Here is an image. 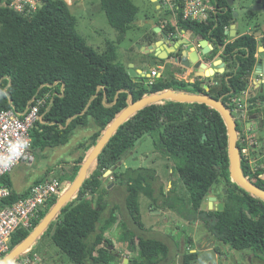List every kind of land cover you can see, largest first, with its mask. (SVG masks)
I'll use <instances>...</instances> for the list:
<instances>
[{"label":"trees","instance_id":"trees-1","mask_svg":"<svg viewBox=\"0 0 264 264\" xmlns=\"http://www.w3.org/2000/svg\"><path fill=\"white\" fill-rule=\"evenodd\" d=\"M36 1L41 7L30 17L7 7L0 9V111L12 109L22 118L36 98L50 93L40 109L41 119L32 130V150L66 144L77 127L91 123L97 129L75 163L69 185L106 128L130 103L166 90L209 94L226 103L249 86L257 42L247 36L226 42V32L234 22L230 13H222L207 25L181 22L185 31L223 48L221 58L233 66L207 94L199 80L187 83L162 77L152 85L135 81L128 68L118 61L116 47L112 45L106 53L98 54L86 44L77 32L76 17L64 0ZM99 3L110 27L122 34L137 20L139 9L131 0H99ZM156 131L159 143L155 148L176 162L190 194L187 205L174 191L166 198L160 192L166 209L187 222H201L214 241L234 251H250L253 264H264V202L231 182L223 118L198 103H155L124 122L97 157L80 190L62 207L41 238L49 237L70 264H113L117 253L105 234L116 223L118 207L109 208L104 200L103 176L111 171L110 177L125 187L127 213L132 223L141 228L139 189L144 186L147 191L152 187L155 171L128 168L119 172L117 166L138 141ZM243 175L247 177L244 172ZM43 180L39 178L33 186ZM220 181L227 184L224 209L202 211L204 201ZM3 182L9 195L0 200V210L30 195L32 187L16 193L9 176ZM252 183L264 190V182ZM57 199L53 197L46 203L30 229L15 232L10 251L35 229ZM108 208L109 215L103 218ZM127 235L130 251L137 249L138 255L130 264H158L167 257L168 246L164 242L133 232ZM197 256V253L184 254L182 264H191Z\"/></svg>","mask_w":264,"mask_h":264},{"label":"rangeland","instance_id":"rangeland-1","mask_svg":"<svg viewBox=\"0 0 264 264\" xmlns=\"http://www.w3.org/2000/svg\"><path fill=\"white\" fill-rule=\"evenodd\" d=\"M64 1L78 19V33L98 54L106 53L113 45L118 50V61L126 68L134 61L138 66L147 59L143 53V48L146 46L144 38L151 34L157 24L162 23L160 20L162 12L157 0H131L139 11L136 22L125 34L110 27L104 12L100 9L99 0ZM252 1L243 2L249 5ZM247 18L244 15L234 21L240 33L252 27L257 19L262 24L261 32L264 33V14H259L257 18L251 20ZM185 36L192 37L190 34ZM258 45L262 47L264 43L259 42ZM136 53L143 55H136ZM232 68V64L229 65L228 71L230 72ZM96 131L97 129L90 123L86 127H77L73 134L71 132L68 142L64 145L31 150L32 162L19 164L10 174L16 191L22 192L31 188L39 178H56L69 185L73 163L83 155V149L91 143V137ZM244 139L247 140V145L251 144V139L245 132ZM157 143H159L158 131L138 141L124 154L122 164L117 166L119 172H124L128 168H148L155 171L156 181L152 187L147 191L144 186L139 189L137 202L141 228L132 223L127 213L125 187L118 185L110 175L103 177L104 200L109 204V208L114 205L118 207L115 213L116 223L105 234V238L106 236L109 238L117 253V259L113 264H130L137 259V249L130 251L128 232H133L136 236L160 240L168 246L167 257L158 264H182V257L184 254H189L191 250L198 253V260L192 264H250L252 252L234 251L214 241L201 222H187L166 209L160 192L166 198L170 191H174L187 205H190V194L178 173L176 162L159 152L155 148ZM226 187L227 184L220 181L213 187L209 196L216 197V203H223ZM88 199L92 197L89 196ZM206 202L207 199L204 203ZM109 208L104 212L103 218L109 215ZM30 252L32 250L26 254H32ZM35 253L39 257V264H70L48 237L37 242ZM216 253L219 254L218 258Z\"/></svg>","mask_w":264,"mask_h":264},{"label":"built area","instance_id":"built-area-1","mask_svg":"<svg viewBox=\"0 0 264 264\" xmlns=\"http://www.w3.org/2000/svg\"><path fill=\"white\" fill-rule=\"evenodd\" d=\"M161 12L172 24L188 22L206 25L213 21V0H157ZM9 8L13 12L30 17L38 10L39 2L36 0H3L0 9ZM156 70H150L145 76L146 83L152 85L157 77ZM50 93L38 97L29 105L25 115L20 118L12 109L0 111V200L9 195V190L3 178L21 163L29 164L33 160L32 130L36 129L40 121V109L46 104ZM230 108L235 111L232 115L241 122L245 116L240 113L243 102L240 98L228 101ZM68 185L60 179H45L32 186L30 195L0 210V261L9 253L13 235L19 229H30L39 218L40 211L53 197H59ZM37 254H23L11 264H39Z\"/></svg>","mask_w":264,"mask_h":264},{"label":"flooded vegetation","instance_id":"flooded-vegetation-1","mask_svg":"<svg viewBox=\"0 0 264 264\" xmlns=\"http://www.w3.org/2000/svg\"><path fill=\"white\" fill-rule=\"evenodd\" d=\"M223 1L224 2L222 4V0H213V7H214L213 21H215L216 18L220 16L222 13L223 14L230 13V15L232 16L233 12L237 8L252 9L256 4H258L257 6L260 7V10L257 12L250 11L244 14L245 16L248 17L247 19L251 20L253 18H257L259 14H264V12H262V10L264 9L263 0H253L252 3L249 5L243 2V1L246 2V0H223ZM160 20H162V23L157 24L155 26V29L151 32V34L147 35L144 38V42L146 43V46L144 48L147 49L149 46L155 45L158 41H163L164 43H167L168 48H173L176 45H178V48L176 49V52L171 53L169 55L168 59L163 61L161 64L156 65L155 67L150 66V63L154 61V53H152L153 56L147 58L148 60L144 59V61L140 63L141 65L139 66L144 68V71H146V73H147V68L152 67L153 69H155L157 72L156 73L157 77L155 79V82L162 77H167L169 81L177 80L187 83H195L197 80H199L200 82L203 83L202 86L204 89L205 87L208 88V90L205 89L208 94L211 88H215V86L219 85V79L224 74L229 72L228 71L229 64L227 62L224 67L223 73H218V70H220V68H218V64L215 63V61L217 60L224 61L221 58V53L223 48L218 49L214 44L208 42L209 45L212 47V49L210 50V53L208 55L201 56V49L199 48V42L203 40L202 37L194 35L190 31H185L181 26V22L178 24H172V20L167 18L163 13H162V18ZM233 20L235 21L236 19ZM213 21H209V23ZM184 23H188V22H184ZM157 29H160L159 32L156 31ZM229 29L226 32V35L228 37L230 36ZM261 31H262V24L257 19V21L252 25V27H249L243 34L237 36L236 38L247 36L255 40L257 44L258 42L264 43V33ZM185 34H190L192 37L187 38ZM164 36H166L165 40H164ZM232 38L236 39L235 36H233ZM186 41H188L189 45L186 44ZM184 50H186L187 54L196 51L199 58L198 60L202 64L206 65L205 70L206 71H208L209 69L214 70L215 71L214 75L211 76L208 75L209 74L208 73L207 74L208 77H204V78L196 77V73L198 72V70L194 67L187 68L183 63L186 60H188L187 57L182 58L181 61L179 60ZM188 50L191 51L188 52ZM137 55H143V54L138 53ZM146 55L147 54L144 53V56ZM256 55H258L259 58L261 55H264V51H262V53H259L257 48L255 53V58ZM214 57L218 59L213 60ZM175 58L178 59L176 63L174 62ZM188 69L192 70V73L187 76L186 74ZM253 71L250 74L251 83H249L248 88L245 91L236 94L234 97L230 98L229 100L233 98H240L241 101L243 102V107L241 108L240 113L245 116L244 122H241L240 120L237 121L235 120V118H233L237 126L236 127L238 132L237 145L239 147V152H240L241 169L243 168L242 172L246 174L247 176L246 178L250 182L255 180L258 182H264V106H262L264 102V94H263L264 78L258 77L257 75L254 74ZM169 76L171 77L169 78ZM145 78L147 77L145 76ZM228 101L224 104L226 105L230 113L232 115H235V111L230 107H228ZM244 132L247 135V137L251 139L250 145H247V140L244 139ZM250 264H253V262L250 261Z\"/></svg>","mask_w":264,"mask_h":264},{"label":"water","instance_id":"water-1","mask_svg":"<svg viewBox=\"0 0 264 264\" xmlns=\"http://www.w3.org/2000/svg\"><path fill=\"white\" fill-rule=\"evenodd\" d=\"M256 4L252 9L249 8H237L233 14L232 18L237 19L239 17L244 16V14L253 11L257 12L260 10V7ZM41 7V5H40ZM264 12V9L262 10ZM160 29L156 31L159 32ZM230 30L233 31V35L236 33V23H232L230 25ZM166 36H164L165 40ZM186 44L189 45L188 41ZM178 45L173 48H168L167 43L163 41H158L155 45L149 46L147 49L143 48V52L145 54L154 53V61L150 63V66L155 67L158 64H161L163 61L168 59L171 53L176 52ZM199 48L201 49V56L208 55L212 47L209 45L207 40H201L199 42ZM171 49V50H168ZM184 65L187 68L194 67L198 70L196 73V77L204 78L207 77V74L213 76L215 71L209 69L206 71V65L202 64L198 59V54L196 51L187 54L186 50L182 52V56L179 58L181 61L182 58H186ZM178 59H174L176 63ZM218 64V73L224 72V67L226 62L222 60L215 61ZM254 74L260 78H264V55H261L255 64ZM128 74L135 81L137 80L139 83L146 82L147 78H145V72L142 70L136 71L133 68V64H129L128 66ZM208 90L207 87H205ZM264 94V93H263ZM163 101H173L177 103L184 104H203L206 105L215 111H217L221 117L223 118L224 124L227 129L228 135V155H229V174L231 178V182L236 184L242 190H244L249 195L261 200L264 202V190L255 186L252 182H250L244 175L241 169V161H240V152L239 147L237 145L238 132L236 122L233 119L232 114L224 104V102L217 100L209 95H194L187 93L174 92L171 90H166L161 93H154L148 96H144L139 100L130 103L127 108L120 112V114L110 123V125L104 131L102 137L95 144V146L88 153L86 159L82 163L78 175L75 180L67 187V189L58 197L56 203L49 210V212L45 215V217L40 221V223L35 227V229L18 245H16L1 261L0 264H11L15 259L25 254L29 250L32 249L36 241L41 237V235L47 230L48 226L55 220L57 215L59 214L62 207L67 204L72 198L77 194V192L82 187L88 172L91 168H93L94 163L105 147V145L109 142L113 134L117 131V129L126 122L131 116H133L136 112L152 105L155 103L163 102ZM264 106V102L262 104ZM123 160L120 162L122 164ZM111 171H107L103 177L110 175ZM226 192H224L225 194ZM217 198L214 196H209L207 198V202L203 203L201 210L202 211H210L217 210L222 211L224 209L223 203H216Z\"/></svg>","mask_w":264,"mask_h":264},{"label":"crops","instance_id":"crops-1","mask_svg":"<svg viewBox=\"0 0 264 264\" xmlns=\"http://www.w3.org/2000/svg\"><path fill=\"white\" fill-rule=\"evenodd\" d=\"M80 4V3H79ZM78 4V5H79ZM75 16V15H74ZM76 17V16H75ZM77 19V18H76ZM77 26H78V19H77ZM76 29H77V27H76ZM229 31H230V34L231 35H233L234 33H233V31H231L230 29H229ZM78 32V31H77ZM245 32V31H244ZM244 32H242V33H240L239 32V28H238V25L236 24V35H235V38L237 37V36H239V35H241V34H243ZM79 34V33H78ZM80 35V34H79ZM234 40V38H232V36H227V39H226V42H232ZM259 43V42H258ZM258 52L259 53H262V51H264V46H262V47H259V45H258ZM191 50H188V52H190ZM136 55H137V53H136ZM116 56H117V59H118V50L116 49ZM151 56H153V54L152 53H149V54H147L145 57L146 58H150ZM257 58H258V55H256V60H257ZM202 59V58H201ZM218 58H216V57H214V59L213 60H217ZM203 60H204V58H203ZM134 65H133V68H134V70H136V71H140V70H142L143 72H145V74H147L151 69H153L152 67L151 68H147V73H146V71H144V68H142L141 66H137V64H136V62L134 61V63H133ZM141 65V64H140ZM125 66V65H124ZM209 66V65H208ZM149 69V70H148ZM221 70V69H220ZM192 73V70H190V69H188V71H187V76L189 75V74H191ZM253 79H254V77H253ZM251 83V82H250ZM250 87H251V84H250ZM249 87V88H250ZM82 156V155H81ZM80 156V157H81ZM79 160V159H78ZM77 160V161H78ZM77 161H75L74 163H73V166H72V173H73V168H74V166H75V163L77 162ZM9 179H10V181H11V184H12V188H13V190L16 192V193H22V192H24V191H16V189H15V186H14V182H13V180L11 179V176L9 175ZM27 190V189H26ZM45 238V237H44ZM44 238H39L37 241H36V243L34 244V246L32 247V252H30V253H32V254H36L35 252H36V250H37V242L38 241H40V240H42V239H44ZM49 238V237H48ZM106 238L109 240V238L106 236ZM50 239V238H49ZM205 247V246H204ZM30 251V250H29ZM29 251L28 252H26L27 254L29 253ZM25 253V254H26ZM189 253H192V254H194V253H197L196 251H189ZM32 254H30V255H32ZM197 255H198V253H197ZM216 257L218 258L219 257V254L218 253H216ZM196 260H198V256H197V259ZM195 260V261H196ZM195 261H192L191 262V264L193 263V262H195Z\"/></svg>","mask_w":264,"mask_h":264}]
</instances>
